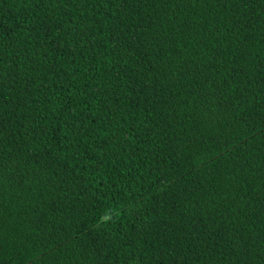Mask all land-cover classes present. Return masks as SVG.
Returning a JSON list of instances; mask_svg holds the SVG:
<instances>
[{
	"label": "trees",
	"instance_id": "16d2710c",
	"mask_svg": "<svg viewBox=\"0 0 264 264\" xmlns=\"http://www.w3.org/2000/svg\"><path fill=\"white\" fill-rule=\"evenodd\" d=\"M0 264H264V0H0Z\"/></svg>",
	"mask_w": 264,
	"mask_h": 264
},
{
	"label": "clouds",
	"instance_id": "9594fccd",
	"mask_svg": "<svg viewBox=\"0 0 264 264\" xmlns=\"http://www.w3.org/2000/svg\"><path fill=\"white\" fill-rule=\"evenodd\" d=\"M113 213H114L115 216L119 215V213L116 212L115 210H113ZM112 220H113V215H109L107 212H105L102 215V217L98 220L97 226H101V225L107 224L108 222H110Z\"/></svg>",
	"mask_w": 264,
	"mask_h": 264
}]
</instances>
